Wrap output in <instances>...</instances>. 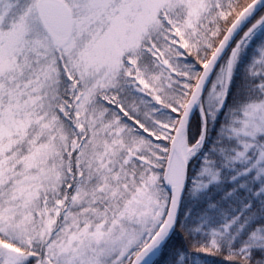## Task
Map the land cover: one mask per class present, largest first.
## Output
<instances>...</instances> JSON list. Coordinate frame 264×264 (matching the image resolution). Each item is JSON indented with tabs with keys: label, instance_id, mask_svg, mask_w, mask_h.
<instances>
[{
	"label": "snow or ice",
	"instance_id": "1",
	"mask_svg": "<svg viewBox=\"0 0 264 264\" xmlns=\"http://www.w3.org/2000/svg\"><path fill=\"white\" fill-rule=\"evenodd\" d=\"M264 264V0H0V264Z\"/></svg>",
	"mask_w": 264,
	"mask_h": 264
},
{
	"label": "trees",
	"instance_id": "2",
	"mask_svg": "<svg viewBox=\"0 0 264 264\" xmlns=\"http://www.w3.org/2000/svg\"><path fill=\"white\" fill-rule=\"evenodd\" d=\"M210 262H212V264H218V261L216 260V258H212L210 257Z\"/></svg>",
	"mask_w": 264,
	"mask_h": 264
}]
</instances>
